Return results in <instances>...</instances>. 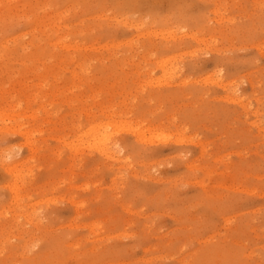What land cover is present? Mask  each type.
<instances>
[{"label": "rangeland", "instance_id": "374dc122", "mask_svg": "<svg viewBox=\"0 0 264 264\" xmlns=\"http://www.w3.org/2000/svg\"><path fill=\"white\" fill-rule=\"evenodd\" d=\"M0 264H264V0H0Z\"/></svg>", "mask_w": 264, "mask_h": 264}, {"label": "bare ground", "instance_id": "6f19581e", "mask_svg": "<svg viewBox=\"0 0 264 264\" xmlns=\"http://www.w3.org/2000/svg\"><path fill=\"white\" fill-rule=\"evenodd\" d=\"M168 61H169V60H168ZM108 125H109V124H108ZM109 127H110V126H109ZM93 129H94V128H93ZM93 129H92V130H93ZM102 130H103V129H102ZM95 131H98V130H95ZM95 131H94V132H95ZM99 131H100V130H99ZM106 131H107V130H106ZM100 132H101V131H100ZM100 132H99V133H100ZM103 132H104V131H103ZM103 132H102V133H103ZM109 132H110V131H109ZM91 133H92V132H91ZM96 133H97V132H95L94 134H96ZM99 133H98V134H99ZM110 133H111V132H110ZM107 135H108V134H107ZM92 136H93V135H92ZM99 136H101V135L99 134ZM103 136H104V134H103ZM93 137H94V136H93ZM96 137H97V135H96ZM105 137H106V136H105ZM105 137H103V138H105ZM110 137H111V136H110ZM140 137H141V136H140ZM101 138H102V137H101ZM93 139H95V138H93ZM93 139H92V137H91V140H93ZM110 139H111V138H110ZM110 139L107 137L108 144H109V140H110ZM98 140H99V139H96L95 142L97 143ZM111 140H112V139H111ZM111 140H110V141H111ZM93 141H94V140H93ZM100 142H101V141H100ZM100 142H99V143H100ZM106 142H107V141H106ZM102 143L106 144L104 141H103ZM110 143H111V142H110ZM100 144H101V143H100ZM93 146H94V145H93ZM104 146H105L106 149H107V147H108L107 144L104 145ZM109 146H110V145H109ZM96 147H97V146H96ZM96 147H95V148H96ZM102 151H103V149H102ZM106 151H107V150H106ZM104 152H105V151H104ZM108 153H109V152H108ZM108 153H107V154H108ZM10 172H12L11 169H10Z\"/></svg>", "mask_w": 264, "mask_h": 264}]
</instances>
